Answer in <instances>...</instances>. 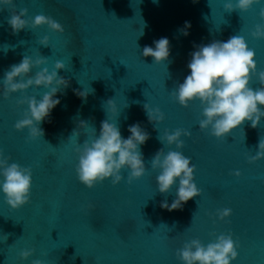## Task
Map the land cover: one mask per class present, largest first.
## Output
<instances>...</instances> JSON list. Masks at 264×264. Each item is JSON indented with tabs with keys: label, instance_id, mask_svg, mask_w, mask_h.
<instances>
[{
	"label": "water",
	"instance_id": "95a60500",
	"mask_svg": "<svg viewBox=\"0 0 264 264\" xmlns=\"http://www.w3.org/2000/svg\"><path fill=\"white\" fill-rule=\"evenodd\" d=\"M225 0H14L15 11L27 10L25 19L37 14L60 23L63 33L42 25L12 34L6 19L14 9L0 10V77L9 65L23 55L47 58L51 69L56 60L65 68L58 71L69 81L46 122H41L43 136L29 139L27 129L15 130L26 104L19 99L37 96L43 89L31 87L23 93L0 98V152L31 169L30 199L12 210L0 196V264H180L176 251L191 239L207 244L216 235L231 233L239 247L231 264H264V158L249 162L255 154L259 136H264V118L255 129L242 125L224 138L216 139L208 130L198 129L201 107L193 101L187 107L178 105L170 92L187 75L186 63L193 44L243 36L254 51L257 71L264 69V39H254L250 32L261 24L259 9L254 4L246 12H224ZM184 21L190 22L188 35L177 31ZM142 31V35L140 32ZM47 35L49 46L38 39ZM167 37L168 60L153 64L142 57L141 49L153 40ZM14 46V47H13ZM256 77L250 87H259ZM91 89L83 101L73 94ZM112 98L118 109L116 123L122 137L128 125L138 122L149 134L140 146L146 168L139 179L122 180L112 185L109 180L86 188L76 179V153L73 144L91 138V129L99 131L106 119L102 104ZM156 107L163 120L155 127L147 121L143 104ZM127 104V107L123 106ZM89 128L70 137L77 122ZM180 128L189 132L181 136L179 150L195 166L194 183L200 195L189 199L178 210L159 207L161 200L175 196V185L160 194L155 188L158 169L150 160L158 149L167 152L158 136ZM171 150H176L171 146ZM239 172L235 176L233 172ZM228 208L224 220L216 212ZM33 254L21 261V249Z\"/></svg>",
	"mask_w": 264,
	"mask_h": 264
},
{
	"label": "clouds",
	"instance_id": "9594fccd",
	"mask_svg": "<svg viewBox=\"0 0 264 264\" xmlns=\"http://www.w3.org/2000/svg\"><path fill=\"white\" fill-rule=\"evenodd\" d=\"M155 2V0H153ZM196 3L197 0H192ZM254 4H261V0H225L223 11L231 13L234 10L240 13L246 12ZM11 11L6 19L12 34L23 29H35L46 26L55 33H63L62 25L51 17L37 14L30 19H25L27 10L21 8L15 11L14 0H0V10ZM261 24L254 26L249 33L254 39H264V5L259 9ZM190 22L184 21L177 29L182 36L188 35ZM142 35V31L140 32ZM41 46H49L47 35L38 39ZM9 45L0 46L5 54ZM14 47V46H13ZM170 45L167 37L153 40L152 45H145L141 49L142 57H151L153 64H160L168 60ZM186 63L187 75L182 82L176 84L174 91L169 95L181 107H187L189 103L198 101L201 107L198 129L208 130V134L216 139L224 138L232 130L240 127L241 139L245 138L242 129L244 123L255 129L264 118V69L257 71L254 51L249 48L243 36L233 35L226 40H211L206 44H193V50L188 54ZM47 58L39 53L36 56L23 55L18 63L8 66L0 77V98L7 99L10 94L29 89H43L37 96H29L16 101L18 105L26 104L27 108L18 119L13 128L17 131L27 129L29 139L43 136V129L39 127L41 122H46L53 108L59 103L60 95L69 87V81L58 75L65 65L56 60L51 69L46 66ZM256 77L259 87H250V78ZM73 94L82 101L91 89L77 91ZM127 107V104L123 108ZM102 108L106 119L100 121L99 131L91 129V138H87L82 144H73V151L77 159L74 167L76 179L86 188H92L95 184L109 180L112 185H117L121 180V170H127L126 182L131 183L144 175L146 168L143 154L140 151L148 139L149 134L134 122L127 126V137H122L116 118L118 109L112 98L103 102ZM143 111L147 121L155 127L163 120V113L156 107L143 104ZM89 126L85 121L77 122L70 137H77ZM86 136L88 133H83ZM181 136L188 137L189 132L176 128L169 132L167 129L160 133L158 140L169 147L167 152L158 149L150 160V167L158 169L155 176V188L160 194L169 192L175 185V196L169 202L161 200L159 207L162 210L173 211L183 207L189 199L200 195V189L194 183L193 173L195 166L190 158L184 156L181 151L183 141ZM176 150H171V146ZM264 158V136H259L255 145V154L248 157L249 162ZM9 157L0 152V196L4 203L12 210H16L29 202L31 188V169L15 162L9 163ZM239 176V172L232 173ZM228 208L216 212L218 220H224L230 215ZM7 239L2 235L0 241ZM239 245L233 241L231 233L219 234L207 244H202L198 239L185 242L176 251V257L180 264H231L237 257L236 249ZM33 254V249H21L18 257L26 260ZM31 264H43L40 259H33Z\"/></svg>",
	"mask_w": 264,
	"mask_h": 264
}]
</instances>
